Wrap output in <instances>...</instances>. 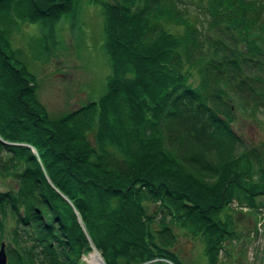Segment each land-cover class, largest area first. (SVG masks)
Returning a JSON list of instances; mask_svg holds the SVG:
<instances>
[{"label": "trees", "instance_id": "obj_1", "mask_svg": "<svg viewBox=\"0 0 264 264\" xmlns=\"http://www.w3.org/2000/svg\"><path fill=\"white\" fill-rule=\"evenodd\" d=\"M75 1L0 0V175L15 180L0 190V242L15 222L7 262L80 264L93 246L105 264H185L177 227L216 264L236 235L232 198L252 210L264 197V149L233 130L229 104L264 109V81L243 74L264 56V4L187 0L210 17V50L182 0H88L102 8L106 90L51 116L10 35Z\"/></svg>", "mask_w": 264, "mask_h": 264}, {"label": "rangeland", "instance_id": "obj_2", "mask_svg": "<svg viewBox=\"0 0 264 264\" xmlns=\"http://www.w3.org/2000/svg\"><path fill=\"white\" fill-rule=\"evenodd\" d=\"M180 3L181 7L189 10L190 19L195 20L196 26L201 29L199 41L206 47V40L217 38L216 32L208 26L210 17L206 10L199 2L182 0ZM260 3L264 4L263 0ZM259 18L263 27L260 36H263L264 7L259 8ZM41 22L19 23L10 35L12 48H19V59L34 76L40 102L51 116H59L90 101H97L106 90V79L110 73V61L103 45L101 6L88 0H76L74 11L46 23ZM261 41L264 42L263 37ZM209 46L205 49H209ZM219 54V51H215V55ZM259 60L260 63L256 65L245 67L243 74L255 87L261 89L260 81H264V56ZM231 97L235 96L231 94ZM229 104L232 105L234 117L233 130L246 145H262L264 149V109H243L237 97L231 99ZM14 184L12 177L0 175V190H6ZM259 201L263 206L250 210L248 205L239 204L237 199L232 198L229 208L235 218L236 235L220 242L216 264L263 263L264 236L259 229H264V197H259ZM152 207L149 205L150 209ZM5 224V238L0 244L3 242L8 245L11 243L9 229L15 222L7 219ZM174 233L176 241L172 250L182 262H205L203 243L199 238L192 237L177 227L174 228ZM91 252L97 253L104 263L100 253L93 246L89 253L80 256L79 263L88 264L87 256ZM6 264H9L7 254Z\"/></svg>", "mask_w": 264, "mask_h": 264}, {"label": "bare ground", "instance_id": "obj_3", "mask_svg": "<svg viewBox=\"0 0 264 264\" xmlns=\"http://www.w3.org/2000/svg\"><path fill=\"white\" fill-rule=\"evenodd\" d=\"M87 263L88 264H104L102 259L99 257L97 253L91 252L87 256Z\"/></svg>", "mask_w": 264, "mask_h": 264}, {"label": "water", "instance_id": "obj_4", "mask_svg": "<svg viewBox=\"0 0 264 264\" xmlns=\"http://www.w3.org/2000/svg\"><path fill=\"white\" fill-rule=\"evenodd\" d=\"M0 264H6L5 245L3 242L0 244Z\"/></svg>", "mask_w": 264, "mask_h": 264}, {"label": "built area", "instance_id": "obj_5", "mask_svg": "<svg viewBox=\"0 0 264 264\" xmlns=\"http://www.w3.org/2000/svg\"><path fill=\"white\" fill-rule=\"evenodd\" d=\"M264 213V210H263V212H262V214ZM264 217V216H263ZM263 229V228H262ZM262 229H259L261 232H263V236H264V229L262 230Z\"/></svg>", "mask_w": 264, "mask_h": 264}]
</instances>
